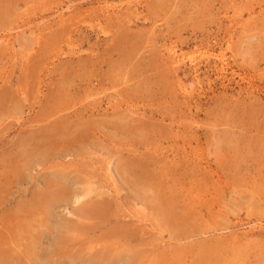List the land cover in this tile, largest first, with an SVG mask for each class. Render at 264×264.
<instances>
[{
    "label": "rangeland",
    "instance_id": "rangeland-1",
    "mask_svg": "<svg viewBox=\"0 0 264 264\" xmlns=\"http://www.w3.org/2000/svg\"><path fill=\"white\" fill-rule=\"evenodd\" d=\"M0 264H264V0H0Z\"/></svg>",
    "mask_w": 264,
    "mask_h": 264
},
{
    "label": "bare ground",
    "instance_id": "bare-ground-1",
    "mask_svg": "<svg viewBox=\"0 0 264 264\" xmlns=\"http://www.w3.org/2000/svg\"><path fill=\"white\" fill-rule=\"evenodd\" d=\"M148 191V190H147Z\"/></svg>",
    "mask_w": 264,
    "mask_h": 264
}]
</instances>
